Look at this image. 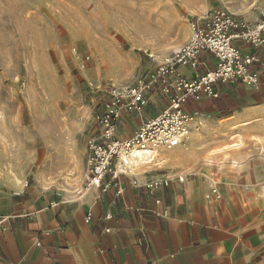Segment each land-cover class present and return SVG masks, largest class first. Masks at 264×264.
<instances>
[{
  "label": "crops",
  "instance_id": "0c3cea01",
  "mask_svg": "<svg viewBox=\"0 0 264 264\" xmlns=\"http://www.w3.org/2000/svg\"><path fill=\"white\" fill-rule=\"evenodd\" d=\"M258 12L237 17L254 23ZM189 34L187 28L180 42ZM199 53L195 67H178L187 80L216 64L213 54ZM260 70L258 86L216 83L217 96L188 100L183 106L192 117L178 146L117 163L116 177L106 174L89 189L87 135L79 154L70 134L55 144L45 135L38 145L32 124L22 126L16 114L0 118V264H264ZM104 102L105 92L94 135ZM165 103L159 89L148 91L141 111L121 113L114 136H131ZM163 178L167 185L145 187Z\"/></svg>",
  "mask_w": 264,
  "mask_h": 264
},
{
  "label": "rangeland",
  "instance_id": "374dc122",
  "mask_svg": "<svg viewBox=\"0 0 264 264\" xmlns=\"http://www.w3.org/2000/svg\"><path fill=\"white\" fill-rule=\"evenodd\" d=\"M263 5L264 0H0V118L16 114L22 126L32 124L38 145L45 135L55 144L60 134H70L80 154L84 136H94L91 125L106 85L133 84L152 64L147 54L170 55L205 12L225 8L245 18Z\"/></svg>",
  "mask_w": 264,
  "mask_h": 264
},
{
  "label": "built area",
  "instance_id": "2783aa9c",
  "mask_svg": "<svg viewBox=\"0 0 264 264\" xmlns=\"http://www.w3.org/2000/svg\"><path fill=\"white\" fill-rule=\"evenodd\" d=\"M258 17L252 23L225 8L206 12L193 21L187 42L170 55L162 56L158 65L144 71L133 84L123 87L106 85L104 111L95 115L98 131L87 141L89 154L84 189L99 186L106 174L116 177V164L127 166L131 157L137 158L138 153L149 158L150 151L155 147L178 146L188 132V122L192 117L183 105L190 99L196 101L217 96L216 83L258 86L264 59L258 52H242L236 44V41L242 42L264 54V5ZM201 51L216 57L215 66L196 72L191 80L185 79L178 67H195ZM147 55L153 61L157 59L152 53ZM254 64L259 67H251ZM154 88L165 97V107L156 116L144 121L131 136L116 138L115 122L121 113L141 111L147 92ZM168 182L169 178L151 180L145 187L152 190Z\"/></svg>",
  "mask_w": 264,
  "mask_h": 264
},
{
  "label": "bare ground",
  "instance_id": "6f19581e",
  "mask_svg": "<svg viewBox=\"0 0 264 264\" xmlns=\"http://www.w3.org/2000/svg\"><path fill=\"white\" fill-rule=\"evenodd\" d=\"M187 134H188V132H187ZM186 134V135H187ZM185 135V136H186ZM152 151V150H151ZM151 151H150V154H151ZM139 155H138V157L137 158H145V157H148V156H146V155H143V154H141V153H138Z\"/></svg>",
  "mask_w": 264,
  "mask_h": 264
}]
</instances>
